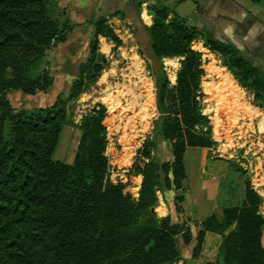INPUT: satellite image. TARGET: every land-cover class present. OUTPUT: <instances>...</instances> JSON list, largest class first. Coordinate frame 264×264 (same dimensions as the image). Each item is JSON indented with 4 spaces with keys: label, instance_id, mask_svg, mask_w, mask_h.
<instances>
[{
    "label": "trees",
    "instance_id": "1",
    "mask_svg": "<svg viewBox=\"0 0 264 264\" xmlns=\"http://www.w3.org/2000/svg\"><path fill=\"white\" fill-rule=\"evenodd\" d=\"M146 2L136 3L137 16L156 64L149 68L159 116L127 179L113 184L108 178L106 108L93 109L79 124L72 112L108 64L100 37L117 47L122 40L108 18L92 21L89 58L70 90L51 106L16 110L10 92L35 95L52 89L51 72L38 70L76 25L52 15L57 0H0V264H179L184 260L179 241L184 246L195 242L192 258L197 260L207 233L222 238L215 264H264V200L249 179L240 203L229 194L222 215L214 213L197 225L196 236L187 223H174L171 215L159 218L152 211L159 192L174 191L176 211L181 212L187 151L217 146L201 104L202 56L192 43L202 39L220 54L263 110L264 79L234 48L190 25L173 8L144 6ZM177 57L181 66L172 83L163 60ZM66 126L81 132L71 164L54 159Z\"/></svg>",
    "mask_w": 264,
    "mask_h": 264
},
{
    "label": "rangeland",
    "instance_id": "2",
    "mask_svg": "<svg viewBox=\"0 0 264 264\" xmlns=\"http://www.w3.org/2000/svg\"><path fill=\"white\" fill-rule=\"evenodd\" d=\"M75 3L70 4L71 7L75 6L73 9L76 10L74 21L70 20L72 25H76L69 35L70 38L67 42L52 48L48 52L44 64L38 70L40 72L43 69H48L54 79H57V84H54L52 89L46 93L38 92L35 95H27L20 91H12L8 94V98L16 110L47 107L53 104L55 100L52 101V98L54 96L57 98L61 92H66L70 78H77L78 72L76 70L79 62L87 61L89 58V44L93 38L91 22L100 17L108 18L109 22L117 20L109 23V25L114 28L123 44L117 47L116 44L107 39L108 45L111 46L108 51H104L102 45L99 44L100 52L106 56L108 64L98 80L76 102L72 112V120L79 124L83 115L93 109L100 105L106 108V154L109 158L111 179L116 181L125 174V171L131 169L139 148L147 139L153 137L154 121L159 114L156 106V89L152 82L149 66H156V64L152 60L149 50L150 39L146 29L140 23L134 25L132 22L136 18V13L126 14L115 11L109 13L107 17L103 13L95 11L97 8L95 0H79L78 4ZM78 5L81 7L77 8ZM56 7L52 10V15L58 21L64 22L67 18L70 19V7L60 8L59 4ZM196 41H202V39ZM192 46L194 48L192 49L202 56V68L205 74L201 83V104L203 113L211 121L213 138L217 142V146L206 151L200 148H190L187 151L186 164L190 178L185 182V185L186 188H190V185L195 187L199 181L214 180L218 176L224 175L222 181L223 197L229 194L235 195V200L240 203L241 198H243L245 179H249L254 186L256 177H261L255 170L259 164H264V130L262 129L264 110L254 105L253 93L239 85L229 68L224 65L220 54L212 52L209 47L202 49L201 44L196 46L193 44ZM132 55H137L141 59L147 84L139 83V80L130 75L131 61L129 56ZM72 56H78V62L76 59H71ZM167 59L170 58H165L163 63L169 80L175 83L182 58H172V63ZM221 72H226L233 78L238 88L245 94V102L250 104L255 111L250 113L240 111L239 116H234L233 110L235 108L229 107L227 104L230 99L226 101L225 93L223 94L221 91L218 92L219 94L217 93V89L220 90L218 84H220L219 73ZM104 75L107 79L106 82L102 81ZM130 79L138 82V85L132 87L135 88V96L125 93L130 88ZM147 100L150 101L151 107L149 109L153 114L146 121L141 118L142 110L139 105L147 103ZM133 101L138 106L132 107L135 104ZM79 133L80 131L76 127L66 126L64 128L54 154L55 160L66 163L73 162L80 137ZM215 133L220 134L217 136ZM260 159L261 161H259ZM240 168L244 172L239 171ZM208 201H211V206L219 207L216 213L221 216V201L220 205L215 204V199ZM193 231L196 236L197 225H194ZM179 244L182 252L186 253L182 240L179 241ZM193 244L195 246V242ZM218 247L219 240H209L207 250L202 253V260L197 264H215L218 257Z\"/></svg>",
    "mask_w": 264,
    "mask_h": 264
},
{
    "label": "crops",
    "instance_id": "3",
    "mask_svg": "<svg viewBox=\"0 0 264 264\" xmlns=\"http://www.w3.org/2000/svg\"><path fill=\"white\" fill-rule=\"evenodd\" d=\"M73 1L76 2L75 4L79 3V0H57V3L59 4L60 8H71V10H69V14L70 20L72 21H74V14L76 11H74L73 9V7L75 6L71 7L72 5H70L71 3L74 4ZM95 2H97V8L95 9V11H98V13H103V15L105 16L115 11H121L122 13L126 14L136 13V18L132 20V22L134 23V25H137L138 23L142 25L140 19L137 16L136 3L138 2V0H95ZM155 2H159L161 4H165L173 8L176 13L179 16L185 18L190 25L197 27L203 33H206L213 37L216 41L234 48L237 51L238 55L247 60L264 79V0H149V2H146L144 4V6H148L149 4H153ZM78 7L81 6L78 5L77 8ZM87 11L89 10L87 9ZM115 21H110L109 23ZM107 41L108 40L106 38L100 37V45H102L103 43L108 44ZM200 42L204 41L202 40ZM72 57L70 58L76 59V61L78 60V56ZM83 61L84 60H82V62H79V65L76 70L77 72H79L80 65L86 62ZM223 73L231 77L228 73ZM220 74L221 73H219V76ZM75 79L76 77L72 79L70 78V82L68 83V88L66 89V92L70 90L72 82ZM219 79L221 83L219 82L220 84H218L220 86V90L217 89V93L221 91L226 94L225 97L227 100L230 99L229 103L227 104L229 107L235 108L233 110L235 113L234 116H239L240 111H244L246 113L252 112L251 108H254L251 107L250 104L245 102V94L238 88V86L237 88L238 90H240V98L238 97L237 99L235 95L230 94L228 90H226L225 86L222 83V77H220ZM230 79L233 80L232 77ZM54 84H57L56 78ZM132 90L134 92L135 88H132ZM52 99V101H56L57 98L56 96H54V98ZM133 102L135 103L133 104L134 107L138 106L135 101ZM141 105L142 104L139 105L140 108ZM141 110V118L147 121L148 119L145 118V114L143 115L144 111L142 108ZM262 129L264 130V121L262 122ZM79 134L81 137V132ZM219 134L220 133L216 135L218 136ZM80 137L77 142V147L79 144ZM201 150L206 151L205 149ZM259 161H261V159ZM186 168L188 180L190 176L187 164ZM255 172L260 174L259 176L261 177H256L253 187L263 197L264 200V164H259V166L256 167ZM223 178L224 175H221L214 180L210 179L202 182L199 181L197 182V187L195 186L197 189L190 185V188H187L185 193L186 200L184 203L181 204V212L176 211V205L174 201L176 193L174 191H168L165 194L159 192L158 203L157 207L155 208V212L157 213L159 218H166L171 215L174 223H187L193 231L194 225H199L201 222H203L206 218H208L214 213L217 214L216 212L218 211L217 209L219 207L211 206V201L208 200L215 199V204L220 205L222 203L220 205L222 207L223 205L229 202L231 196L228 195L226 197H223L222 195ZM208 202L209 204H207ZM261 214L264 216V202L263 207L261 208ZM197 229L199 230L198 226ZM211 239L219 240L220 246L222 241L221 236L212 233H207L203 252L207 250L209 240ZM193 246V243L190 246H185L186 253H183L184 260L180 263L197 264L202 260L201 257L197 260H194L192 258V248H194Z\"/></svg>",
    "mask_w": 264,
    "mask_h": 264
},
{
    "label": "bare ground",
    "instance_id": "4",
    "mask_svg": "<svg viewBox=\"0 0 264 264\" xmlns=\"http://www.w3.org/2000/svg\"><path fill=\"white\" fill-rule=\"evenodd\" d=\"M102 49L104 51H108L110 49V46L106 43H103L102 44ZM129 60L131 61V70L129 71L130 72V75L135 78L136 80H139L140 83L142 84H145L147 81H146V78H145V75H144V67L142 66V61L141 59L137 56V55H132V56H129ZM170 61V63L173 62V60L171 59H167ZM175 61V60H174ZM175 63V62H174ZM128 71V70H127ZM128 77V76H126ZM220 77H222V83L223 85L225 86L226 90H228V92L232 95H235V97L238 99V97L240 98V90H238L237 88V85H236V82H234V80L230 79L231 77H229L227 74H224L223 72H221L220 74ZM130 78V77H129ZM106 76L104 75L102 77V81L106 82ZM130 88L127 89V91H123L125 92L127 95H134V92L132 90V86L134 85H138V82L137 81H134L132 79H130ZM221 83V82H220ZM147 84V83H146ZM127 85V84H126ZM223 86V87H224ZM225 90V91H226ZM151 92V91H150ZM149 94V93H148ZM224 94V93H223ZM111 95V94H110ZM109 95V96H110ZM108 96V97H109ZM146 96V95H145ZM221 98V97H220ZM148 99V98H147ZM149 100L151 101V99L149 98ZM147 100L148 102L146 104H142L141 105V108L143 109L144 113L145 114V118L146 119H150V116L151 114H153L152 112H150V109L149 107L151 106L150 104V101ZM227 101V99H225ZM218 104V103H217ZM132 107H134V105H132ZM154 109V108H153ZM251 111H255L254 109L251 108ZM219 114V112H218ZM227 115V114H226Z\"/></svg>",
    "mask_w": 264,
    "mask_h": 264
},
{
    "label": "built area",
    "instance_id": "5",
    "mask_svg": "<svg viewBox=\"0 0 264 264\" xmlns=\"http://www.w3.org/2000/svg\"><path fill=\"white\" fill-rule=\"evenodd\" d=\"M194 44V46H196V45H198V44H201V46H202V49H207L206 47V45H205V43L204 42H200V41H194L193 43H192V45ZM192 48H193V46H192ZM194 49V48H193ZM130 170V169H129ZM129 170H127V171H125V174L124 175H121V177H120V179H118V180H114V179H111L112 178V173H111V171H110V168H109V175H108V178H109V180L113 183V184H118L119 182H123V181H125L126 179H127V175H128V173H129Z\"/></svg>",
    "mask_w": 264,
    "mask_h": 264
},
{
    "label": "water",
    "instance_id": "6",
    "mask_svg": "<svg viewBox=\"0 0 264 264\" xmlns=\"http://www.w3.org/2000/svg\"><path fill=\"white\" fill-rule=\"evenodd\" d=\"M152 211H155V208H152Z\"/></svg>",
    "mask_w": 264,
    "mask_h": 264
}]
</instances>
